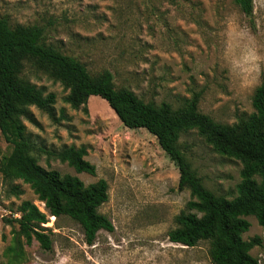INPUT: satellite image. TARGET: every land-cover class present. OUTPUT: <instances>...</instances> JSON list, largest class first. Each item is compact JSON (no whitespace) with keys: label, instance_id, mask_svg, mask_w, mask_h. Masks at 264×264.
I'll return each mask as SVG.
<instances>
[{"label":"rangeland","instance_id":"rangeland-1","mask_svg":"<svg viewBox=\"0 0 264 264\" xmlns=\"http://www.w3.org/2000/svg\"><path fill=\"white\" fill-rule=\"evenodd\" d=\"M0 17L11 27H43L46 46L76 58L92 77L110 71L117 89L145 102L176 110L199 93L198 111L216 123L250 115L254 90L264 84V0H253L251 17L233 0H0ZM19 78L55 95L54 117L30 107L35 122L23 120L40 150L32 155L46 170L84 185L104 180L108 198L98 212L113 231H99L89 246L76 222L47 216L42 227L51 249L26 244L17 234L16 209L30 201L46 213L44 204L29 185L0 174V264H211L208 241L185 247L168 239L190 194L177 189V167L154 136L125 128L97 96L88 99L87 114L71 109L68 92L33 60L23 62ZM178 144L206 189L236 196L239 160L218 154L195 130L181 133ZM70 146L86 149L94 176L45 154ZM9 152L0 134V160ZM246 220L243 240L259 237L264 245V228L254 217ZM250 254L264 264V247Z\"/></svg>","mask_w":264,"mask_h":264},{"label":"trees","instance_id":"trees-1","mask_svg":"<svg viewBox=\"0 0 264 264\" xmlns=\"http://www.w3.org/2000/svg\"><path fill=\"white\" fill-rule=\"evenodd\" d=\"M233 1L246 17H251L253 0ZM43 38L41 26L11 27L7 18L0 17V134L10 147L9 154L0 160V174L6 180H21L29 185L46 211L41 212L30 201H23L16 209L17 234L26 244L36 241L43 250L51 249V239L42 227L48 223L47 216L56 220L64 216L76 222L89 246L99 231H113L111 221L98 212L108 198L104 180L84 185L77 177L46 170L32 155L40 150L23 120L35 122L30 107L54 117L56 102L54 94L44 95L41 89L19 78L23 62L33 60L68 92L64 102L71 109L87 114L88 99L97 96L125 128L145 129L156 138L177 167V189L190 194L185 210L175 218L177 227L167 235L171 243L194 247L208 241L211 264H260L250 252L255 246L264 247L262 241L259 237L245 241L242 235L250 227L247 217H254L264 228V84L254 90L250 115L232 125L220 124L198 111L199 93L176 110L166 102H145L130 90L117 89L110 71L92 77L84 64L46 46ZM189 130H195L218 154L242 163L234 198L216 196L191 169L178 144L180 134ZM45 154L77 173L95 175V167L85 160L84 147H63Z\"/></svg>","mask_w":264,"mask_h":264}]
</instances>
